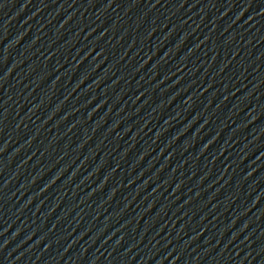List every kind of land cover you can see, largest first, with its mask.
Returning a JSON list of instances; mask_svg holds the SVG:
<instances>
[{"label":"water","instance_id":"1","mask_svg":"<svg viewBox=\"0 0 264 264\" xmlns=\"http://www.w3.org/2000/svg\"><path fill=\"white\" fill-rule=\"evenodd\" d=\"M0 264H264V0H0Z\"/></svg>","mask_w":264,"mask_h":264}]
</instances>
